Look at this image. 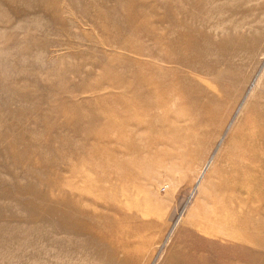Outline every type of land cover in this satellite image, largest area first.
Segmentation results:
<instances>
[{
    "label": "rangeland",
    "instance_id": "1",
    "mask_svg": "<svg viewBox=\"0 0 264 264\" xmlns=\"http://www.w3.org/2000/svg\"><path fill=\"white\" fill-rule=\"evenodd\" d=\"M188 23L206 38L182 81L217 96L214 117L184 93L162 143L138 160L136 207L112 214L107 240L68 231L52 210L89 172L104 184L107 103L133 73L163 78L154 69ZM251 103H264V0H0V264H165L173 241L195 240L177 228L211 207L220 178L207 168ZM211 246L202 255L215 264Z\"/></svg>",
    "mask_w": 264,
    "mask_h": 264
},
{
    "label": "bare ground",
    "instance_id": "2",
    "mask_svg": "<svg viewBox=\"0 0 264 264\" xmlns=\"http://www.w3.org/2000/svg\"><path fill=\"white\" fill-rule=\"evenodd\" d=\"M187 26V31L180 33L176 40L167 41L172 52L161 55L167 67L154 69L155 74L166 73V76L153 79L140 72L133 73L131 83H120L117 87L114 106L107 103L105 110L111 109L113 113H103L105 125L100 132L104 184L95 182V174L89 172L81 185L69 183V193L58 196V205L52 210L59 223L69 224L68 231L107 240L112 214L123 204L136 207L130 199L132 180L142 166L138 160L162 143V126L175 114L173 105L180 103L184 93L192 95V106L202 111L205 120L214 117L217 96L201 99L199 95L204 90L197 83L182 81L183 69L190 65V55L203 52L202 43L206 38L204 29H196L190 23ZM229 136L228 142L222 144L221 153L211 159L207 168V178H220L214 195L209 196L211 207L201 203L197 214L187 216L177 228L184 234H192L195 240H183L177 250L173 241L165 264H210L202 255L206 243L217 253L215 264H222L225 256L237 260L238 264H249L250 247L255 259L253 264H263L264 103H251ZM206 177L197 181H200L197 191L203 190ZM101 209L113 212L106 214ZM97 219L103 226L97 224ZM197 248L200 252H196ZM192 251L194 256H189L188 252Z\"/></svg>",
    "mask_w": 264,
    "mask_h": 264
}]
</instances>
